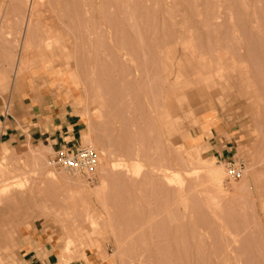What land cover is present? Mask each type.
Masks as SVG:
<instances>
[{
  "label": "rangeland",
  "instance_id": "374dc122",
  "mask_svg": "<svg viewBox=\"0 0 264 264\" xmlns=\"http://www.w3.org/2000/svg\"><path fill=\"white\" fill-rule=\"evenodd\" d=\"M53 98L97 178L51 167L44 140L0 142V264L35 234L62 264H264V0H0V126Z\"/></svg>",
  "mask_w": 264,
  "mask_h": 264
},
{
  "label": "crops",
  "instance_id": "0c3cea01",
  "mask_svg": "<svg viewBox=\"0 0 264 264\" xmlns=\"http://www.w3.org/2000/svg\"><path fill=\"white\" fill-rule=\"evenodd\" d=\"M49 111L52 114L48 116ZM82 123L72 108L62 105L60 98H53L42 105L31 99L30 103L21 104L14 115L7 113L1 119L0 142L14 145L24 140H44L50 143L53 150L65 143L81 144ZM226 149L228 147L223 145L221 155ZM48 243L41 235L30 237L24 249L23 264H62L61 260L58 263L57 255ZM69 264L83 263L71 261Z\"/></svg>",
  "mask_w": 264,
  "mask_h": 264
},
{
  "label": "built area",
  "instance_id": "2783aa9c",
  "mask_svg": "<svg viewBox=\"0 0 264 264\" xmlns=\"http://www.w3.org/2000/svg\"><path fill=\"white\" fill-rule=\"evenodd\" d=\"M48 163L51 167L70 176L82 177L93 183L97 178L101 154L92 146L65 143L54 150ZM245 167L244 159L228 158L226 161L227 179L230 181L242 178Z\"/></svg>",
  "mask_w": 264,
  "mask_h": 264
},
{
  "label": "bare ground",
  "instance_id": "6f19581e",
  "mask_svg": "<svg viewBox=\"0 0 264 264\" xmlns=\"http://www.w3.org/2000/svg\"><path fill=\"white\" fill-rule=\"evenodd\" d=\"M35 1V0H34ZM37 1V0H36ZM118 31V30H117ZM166 36V35H165ZM51 39L52 38V36L51 35H49L48 36V39ZM166 40V39H165ZM50 41V40H49ZM167 41V40H166ZM164 42V41H163ZM140 43V42H139ZM28 45H29V39H28V36L26 35V37H25V40H24V49L25 48H27L28 47ZM23 52V51H22ZM24 55H25V53H23ZM24 55H22L21 57H20V59H19V65L20 64H22L23 62V59H24ZM168 59L170 60V58L168 57ZM172 59H173V57H172ZM24 60H26V59H24ZM171 61V60H170ZM173 61H174V59H173ZM172 63V62H171ZM218 69V68H217ZM169 71V70H168ZM220 71V70H219ZM18 72H22V71H18ZM248 72V71H247ZM169 74H173V72L172 71H169ZM174 76V75H173ZM175 76H176V80L178 81V78H179V73H175ZM174 76V77H175ZM173 77V78H174ZM174 79V80H175ZM188 83H190V82H188ZM259 94V93H258ZM257 94V95H258ZM179 98H180V96H179ZM183 98V97H182ZM256 101V100H255ZM264 102V101H263ZM102 104V103H101ZM104 108V107H103ZM121 139V138H120ZM259 139V138H258ZM48 147V146H47ZM49 148H51L52 149V147L51 146H49ZM123 150V149H122ZM184 151V150H183ZM189 151V150H188ZM127 152V151H126ZM184 152H186V149H185V151ZM183 152V153H184ZM191 152V151H190ZM190 152H188V154L190 153ZM37 154H38V151H36L35 150V152H34V157L33 158H37ZM198 156V155H197ZM196 157V156H195ZM195 157H193V155L192 154H189V155H186V158L187 159H189V160H191V161H193V162H195V160H197V164L199 165L198 167L200 168V169H202V170H204V172H205V175L207 176V178L209 179H207L208 180V183H210V185L213 187V188H216L217 189V191L219 190L220 192H221V194L222 193H226L225 191H224V189H223V187H222V177L224 176V171H223V169L222 168H219V167H217L215 164H214V162H209V161H204L201 157H199L198 156V158L197 159H194ZM129 166H130V164H129ZM16 177V176H15ZM18 178V177H17ZM171 178V177H170ZM224 178V177H223ZM10 180V179H9ZM11 181V180H10ZM0 182H1V180H0ZM20 182V181H19ZM18 182V183H19ZM17 183V184H18ZM22 183V182H21ZM21 185V184H20ZM19 186V185H18ZM20 187V186H19ZM215 189V190H216ZM226 190V189H225ZM219 192V193H220ZM87 198V197H86ZM88 199V198H87ZM93 224H94V222H92ZM181 226V225H180ZM162 233V232H161ZM160 235V234H159ZM186 237V236H185ZM138 239V238H137ZM76 243H77V240L75 239V238H73V237H68L67 238V240L65 241V245H64V248H63V251H62V253H61V256H62V260H64L65 259V255L66 256H68L69 254V252H70V250L73 248V246H75L76 245ZM186 244V243H185ZM145 245V244H144ZM76 248V247H75ZM157 248V247H156ZM74 250V249H73ZM139 251V250H138ZM186 251V250H185ZM132 252V251H131ZM140 255V254H139ZM131 256V255H130ZM142 256V255H141ZM161 263V262H160ZM67 264H69V262H67ZM177 264V263H176Z\"/></svg>",
  "mask_w": 264,
  "mask_h": 264
}]
</instances>
